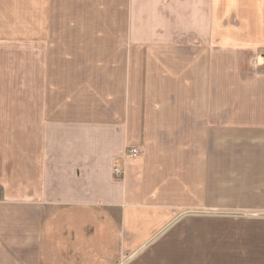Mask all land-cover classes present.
Here are the masks:
<instances>
[{"label":"crops","instance_id":"1","mask_svg":"<svg viewBox=\"0 0 264 264\" xmlns=\"http://www.w3.org/2000/svg\"><path fill=\"white\" fill-rule=\"evenodd\" d=\"M18 10L0 264H264V0Z\"/></svg>","mask_w":264,"mask_h":264},{"label":"rangeland","instance_id":"2","mask_svg":"<svg viewBox=\"0 0 264 264\" xmlns=\"http://www.w3.org/2000/svg\"><path fill=\"white\" fill-rule=\"evenodd\" d=\"M18 2L19 0H0V36L1 37L2 36L7 37L9 34H15L18 31V27H19ZM3 40H4L3 38H0V43ZM13 50L15 49L10 47L7 49H3L0 45V79L3 77V73L4 74L8 73L7 71H4V68L9 69L10 74L13 73L17 74V71H13V70L15 68L17 69L16 63L19 62L20 56L19 54H17V52H13ZM30 61L33 62L32 55L31 56L28 55V62Z\"/></svg>","mask_w":264,"mask_h":264},{"label":"water","instance_id":"3","mask_svg":"<svg viewBox=\"0 0 264 264\" xmlns=\"http://www.w3.org/2000/svg\"><path fill=\"white\" fill-rule=\"evenodd\" d=\"M188 214V213H187ZM178 218H176L174 221H172L169 225H167L161 232H159L156 236H154L151 240H149L144 246L139 248L136 252H134L130 257H128L124 262L121 264H127L129 261H131L133 258H135L140 252H142L150 243H152L157 237H159L162 233H164L169 227H171L176 221H178Z\"/></svg>","mask_w":264,"mask_h":264},{"label":"built area","instance_id":"4","mask_svg":"<svg viewBox=\"0 0 264 264\" xmlns=\"http://www.w3.org/2000/svg\"><path fill=\"white\" fill-rule=\"evenodd\" d=\"M126 154L130 157V158H135L137 156H139V151L138 150H129V151H126ZM114 174L117 176V177H121L123 175V172L119 169H115L114 170Z\"/></svg>","mask_w":264,"mask_h":264}]
</instances>
